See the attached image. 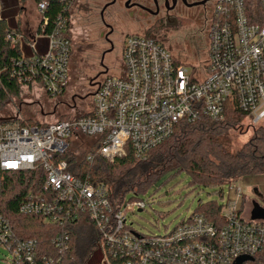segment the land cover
Segmentation results:
<instances>
[{"label":"built area","instance_id":"obj_1","mask_svg":"<svg viewBox=\"0 0 264 264\" xmlns=\"http://www.w3.org/2000/svg\"><path fill=\"white\" fill-rule=\"evenodd\" d=\"M256 1L258 12L248 0H214L202 64L179 60L159 38L133 33L123 43L119 73L98 79L86 114L0 126V191L8 175L42 172L40 186L28 191L19 214L62 228L52 240L59 257L39 263L37 241L19 237L0 216V246L10 252L11 264H61L71 243L65 227L83 217L97 229L96 249L106 264H255L264 251V221L246 219L236 202L227 203L216 219L197 213L168 234L143 235L128 225L131 214L146 209L143 201L113 205L107 185L74 176L63 156L72 146L83 148L81 138H92L87 161L100 157L113 164L129 153L146 160L178 125L222 121L229 105L254 127L264 122V0ZM78 2L59 0L63 9L50 34L35 33L30 53L13 61L11 75L23 92L41 86L54 99L67 90ZM48 6L46 1L37 6L43 27ZM39 37L47 41L43 53L36 46ZM24 38L12 30L5 39L15 49ZM229 189L238 199L240 189Z\"/></svg>","mask_w":264,"mask_h":264},{"label":"trees","instance_id":"obj_2","mask_svg":"<svg viewBox=\"0 0 264 264\" xmlns=\"http://www.w3.org/2000/svg\"><path fill=\"white\" fill-rule=\"evenodd\" d=\"M31 1L36 3V6L43 1L49 4L44 13L49 20L48 25L43 27L42 22H39L36 29V34L46 37L52 31L63 8L59 0ZM24 2L25 0H0V104L9 95L18 96L23 92V85L11 74L13 61L26 58L27 53L21 48V44L11 49L5 38L6 34L12 30L21 34L19 21L17 22L16 19L25 11V8L23 6L18 8L17 5ZM248 3L250 5L251 1L248 0ZM28 87L31 89L32 83ZM65 92L60 96H63ZM241 120H245V115L229 105L222 121L182 123L178 125L170 139L148 153L146 160H140L129 153L118 158L113 164L100 157H95L93 161L85 159L82 162L77 151L82 149L80 145L72 146L63 159L69 164V171L74 176L89 177L94 183L107 185L111 202L116 206L127 203L126 196L130 193L135 196L147 193V190L161 176L172 171L186 172L192 177L193 182L200 186H230L246 177L264 174L263 127L257 129L239 150L233 149V139L227 130ZM18 125L26 126L24 122ZM80 140L83 141L82 138ZM84 145L86 147V143ZM97 148L96 145L93 150ZM89 149L92 151V147ZM39 178H43L42 172L16 173L6 176L0 191V216L12 222L19 237L37 241L36 260L40 263L46 258L59 257L58 251L52 245V240L62 232V228L47 225L39 217L19 214L18 209L25 195L28 191L40 186ZM221 211V207L212 203L208 204L203 211L196 213L216 219L220 217ZM81 229L86 232L80 234ZM65 230L71 237V243L68 251L61 256V264H78V257L84 258L88 254V260L85 263L82 261L84 264H90V257L93 258L100 253L96 249L99 240L97 229L83 217L65 227ZM262 253L256 257L255 264Z\"/></svg>","mask_w":264,"mask_h":264},{"label":"rangeland","instance_id":"obj_3","mask_svg":"<svg viewBox=\"0 0 264 264\" xmlns=\"http://www.w3.org/2000/svg\"><path fill=\"white\" fill-rule=\"evenodd\" d=\"M98 0H79L77 3L74 19L75 33L73 44V56L71 62V82L63 96L51 98L45 95L41 86L36 89L22 92L18 96L9 95L0 104V120L8 122L0 123L3 129H8L20 122L26 126L35 125L37 122H55L57 120L69 119L74 113L77 116L86 114L91 104L92 94L95 92V83L100 78L98 72V53L101 43L95 41L96 28L92 23V9ZM251 1L253 7L259 11L256 0ZM23 6L25 11L16 19L24 34L32 39L34 30L40 21L36 3L25 0L18 3L17 7ZM114 10V9H112ZM95 29V30H94ZM194 26L185 25L177 30L158 31V37L172 51L179 60L190 65L202 64L205 59L206 40L200 39ZM133 33L142 31L134 29ZM22 49L29 54V43L22 41ZM120 47L111 58V71L109 75L119 73L116 62L120 60ZM117 64V65H116ZM115 66V68H113ZM76 110V112H75ZM19 118V119H18ZM14 121H9L13 120ZM263 127L264 122L258 126H252L249 119L241 120L233 128L227 131L233 139V149L239 150L244 143L248 142L254 132ZM86 147L91 146L92 138H82ZM77 149L79 159L83 162L90 152L89 148ZM240 189L241 195L231 191L229 185L222 187L200 186L193 182L192 177L186 172H168L161 176L145 194L135 196L128 194L126 202L143 201L146 209L129 216L128 225L133 231L147 236H163L172 232L183 221L190 218L197 211H203L208 204H216L224 208L229 202H236L244 217L250 215L252 202L256 201L264 207V174L246 177L236 183L231 184ZM223 196V197H222ZM197 214V213H196ZM86 232L81 229L80 234ZM98 253V252H97ZM89 254L82 258L78 257L77 263H85ZM91 259V260H90ZM90 264H106L101 253L93 258L90 257ZM10 252L0 246V264H11ZM83 260V261H82ZM82 261V262H81ZM83 263V264H84ZM257 264H264V252L257 261Z\"/></svg>","mask_w":264,"mask_h":264},{"label":"flooded vegetation","instance_id":"obj_4","mask_svg":"<svg viewBox=\"0 0 264 264\" xmlns=\"http://www.w3.org/2000/svg\"><path fill=\"white\" fill-rule=\"evenodd\" d=\"M213 7L214 0H98L92 9V23L97 26L94 40L101 43L98 53L100 77L111 71L109 65L118 44L121 45V56L116 63H121L123 43L134 29L158 37V31L190 25L197 29L200 39L207 41Z\"/></svg>","mask_w":264,"mask_h":264},{"label":"water","instance_id":"obj_5","mask_svg":"<svg viewBox=\"0 0 264 264\" xmlns=\"http://www.w3.org/2000/svg\"><path fill=\"white\" fill-rule=\"evenodd\" d=\"M15 119L13 120H9V121H14ZM3 122H8L7 120L5 121H1L0 120V123H3ZM139 212H142V211H139ZM250 219L251 220H261V221H264V207L261 206L258 202L256 201H253L252 202V206H251V211H250ZM252 260V259H250Z\"/></svg>","mask_w":264,"mask_h":264},{"label":"crops","instance_id":"obj_6","mask_svg":"<svg viewBox=\"0 0 264 264\" xmlns=\"http://www.w3.org/2000/svg\"><path fill=\"white\" fill-rule=\"evenodd\" d=\"M18 19V18H17ZM17 21V20H16ZM18 22V21H17ZM39 24V23H38ZM33 28H35V30H34V36H35V33H36V29H37V26L36 27H33ZM20 31H21V35L23 36V37H25L24 39H23V41H26V42H30V39L24 34V32H23V30H22V28L20 27ZM32 39H33V37H32ZM38 41H37V49H38V51L40 52V53H43L44 51H45V49H46V45H47V41H46V39L45 38H42V37H39L38 39H37ZM44 44H43V43Z\"/></svg>","mask_w":264,"mask_h":264}]
</instances>
